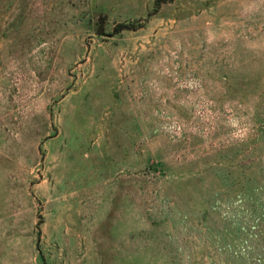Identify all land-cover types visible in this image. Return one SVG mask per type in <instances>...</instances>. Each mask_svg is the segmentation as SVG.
Here are the masks:
<instances>
[{
	"label": "rangeland",
	"instance_id": "rangeland-1",
	"mask_svg": "<svg viewBox=\"0 0 264 264\" xmlns=\"http://www.w3.org/2000/svg\"><path fill=\"white\" fill-rule=\"evenodd\" d=\"M0 264H264V0H0Z\"/></svg>",
	"mask_w": 264,
	"mask_h": 264
},
{
	"label": "water",
	"instance_id": "water-1",
	"mask_svg": "<svg viewBox=\"0 0 264 264\" xmlns=\"http://www.w3.org/2000/svg\"><path fill=\"white\" fill-rule=\"evenodd\" d=\"M97 34H102V25L100 24L97 29Z\"/></svg>",
	"mask_w": 264,
	"mask_h": 264
}]
</instances>
